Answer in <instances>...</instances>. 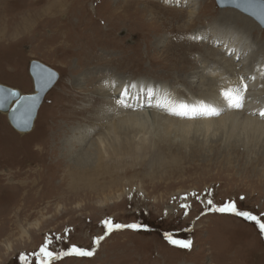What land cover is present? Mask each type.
Instances as JSON below:
<instances>
[{
    "label": "rangeland",
    "instance_id": "1",
    "mask_svg": "<svg viewBox=\"0 0 264 264\" xmlns=\"http://www.w3.org/2000/svg\"><path fill=\"white\" fill-rule=\"evenodd\" d=\"M38 2L0 0V85L22 95L37 94L30 74L32 61L58 74L30 131H17L0 114V264H21L20 254L37 251L48 235L67 240L55 244L56 250L71 245L90 249L94 238L105 234L102 221L106 219L142 227L113 232L92 258L69 256L56 264H264V236L254 222L233 215H202L210 206L190 195L211 192L207 199L214 204L235 201L240 210L264 221V133L253 134L239 124L235 127L233 117L219 122L217 133L182 134L161 129V123L153 124V129L120 125L117 132L148 140L139 149H130L128 155L118 150L122 169L116 170L111 181L107 179L103 191L68 190L64 180L66 172L87 174L89 167L76 168L82 152L90 146L92 152L99 151L98 138H110V127H101L92 130L87 146L78 147L72 141L76 128H90L98 122L96 115L105 108L103 89L108 91L114 79L118 84L126 79L151 84L153 89H176L181 96L177 100L199 101L213 85L207 79L195 88L190 85L201 65V47L206 48L194 36H202L214 24L222 26L216 20H222L226 12L239 14L255 26L244 31L256 53L254 64L264 73V28L259 22L219 7L216 0H202L204 7L198 2L200 20L190 28L187 17L181 16L191 9H182L175 1L64 0L62 15L47 17L37 14L36 9L45 5ZM23 20L30 27L20 32L16 25ZM177 50H181V62L175 65L169 59L173 60ZM183 68L188 71H180ZM242 68L240 65L238 70ZM255 94L249 98L251 104H264V95ZM62 129L65 136L60 139L53 131ZM46 141L57 144L56 153H51L52 147L48 149L50 170L40 162ZM92 163L100 165L98 156ZM38 173L46 177L38 178ZM30 181L37 183L31 191L23 186ZM110 187L114 192L109 193ZM185 194H189L187 201L180 199ZM119 195L122 202L117 203ZM182 203L190 205L187 215ZM167 236L192 240V250L170 245Z\"/></svg>",
    "mask_w": 264,
    "mask_h": 264
},
{
    "label": "bare ground",
    "instance_id": "2",
    "mask_svg": "<svg viewBox=\"0 0 264 264\" xmlns=\"http://www.w3.org/2000/svg\"><path fill=\"white\" fill-rule=\"evenodd\" d=\"M39 1L40 2L38 3H41L42 1L45 2V5L39 8L40 10L36 9V12L37 14L40 13L41 15H43V17L44 16L47 17L48 15H52V14L61 16L62 10L64 9V6H66L64 3V0H39ZM166 1L168 2L175 1L177 5H180L182 7V9H186V10L191 9L190 12L188 13L183 12L184 16H181L182 19L185 18V16L187 17L188 28L192 27L194 22L200 20L199 13H200V10L202 9L201 7H204V3L201 2L202 0L200 1L198 0H165V2ZM198 2H201L200 6L202 5L201 7L199 6L200 7L199 10H198L199 7L197 6ZM35 5L38 6L39 4H35ZM49 5L52 6V8H50ZM225 8L236 10L255 22L253 17H250L247 14H244L243 12L239 11L237 8L229 6V7H224L223 9ZM46 17L45 19L42 20L44 26H46L45 23H47ZM222 20L224 22H222ZM222 20H216V23L219 24L217 21H220L221 22L220 25L222 24V26H219V25L216 26L213 23L214 25H212L209 28L206 27L205 28L206 30L203 31L202 36H206L208 38L207 40H203L204 41L203 44L205 45L206 48L201 47L202 54L199 60L201 65L199 66V70H196L193 73L194 74V76L192 77L193 80L190 81V85L193 86L194 88L197 87V85H203L206 79L209 83V86L211 84L213 86H210V87L208 86L210 88V91L206 92L207 94L205 95L207 96L206 98H203L205 96H202L198 98L199 101H197L196 100L197 98H195V100L191 102H189L191 99L189 101L186 100V102H188L189 104H197V105L201 103L209 105V103L211 102L212 105L215 104V106L221 108L222 110L221 115H224V116L218 119H214L215 117L213 116L202 117L203 118L202 121H195V119H186L188 121H182L181 118L177 120L175 119V116L169 115L167 113V109L174 107L176 102L184 101V100L183 98L177 100L181 96L179 95V92H177L176 89L171 92L166 87L155 88V89H158L159 91L156 97L152 101L154 105L152 107H142V108H138L136 111L123 108L117 105L116 98L120 96L123 85H125L126 83L131 84V81L125 79L122 82H120V84H118L119 80L114 79L111 82V84L115 82V87H111L110 89H108V91L106 90V88L103 89L105 92V94H103V99L105 101V105H104L105 108L98 115H96L97 121L98 122L101 121L100 125L98 124V122H96V124L90 128H85V129L76 128V130L73 129L75 130L74 137H76V139L73 138L72 141H76L78 147H84L85 145L87 146V142L93 133L92 130L96 131L101 127L102 128L105 127L106 129L110 127L108 129L110 138L106 140L102 136L98 138L99 151L92 152L91 151L92 146H90L86 150H84V152H82L81 157L76 162V165H78L76 168L83 169V166H85V167H89L90 169H87L88 171L87 174L81 173L77 170L66 172L68 175H67V178L64 180H66L65 184L68 190L75 189L79 191V190L85 189V190L103 191V189L107 185L105 182L107 183L109 182L107 179L109 178L112 179L113 174L116 172V170L118 171L119 169H122L120 167V162H121L120 160L122 159V157H120L121 155H119L118 150H123L122 152L128 155L130 154V149H133L134 147H138L137 149H139L140 146H143L145 143H147L148 139L144 138L141 140V138H143L141 136L140 137L135 136V138L133 139L129 137L128 134L124 135V134H121L120 132H117L116 127H119L120 125L121 126H124V125L137 126L140 128L153 129L154 128L153 124L161 123L163 125V128L161 129H166V131H177V132H181L182 134L183 133L187 134L190 131H197V132L202 131L203 133L204 132L205 133H211V132L217 133V131L220 129V126H217V124L219 122H223L224 120L230 117H233L234 119L233 125L235 127L237 126V124H239L240 126H242L244 130L250 131L253 134L262 135L264 133V117L259 116V112L264 110V104L262 103V105L255 107L251 104V101H249V98L256 97L255 92H260L264 95L263 68L261 69L259 66L257 65L255 66L254 63L257 58H255L254 55L256 53L255 52H254L255 54L252 53L253 51L250 46L251 43H249L247 32L244 31V30H249L251 28H255V26L250 20L245 19L241 17L239 14H236L233 12L231 13L226 12V14H224V16L222 17ZM24 21L25 20H23L21 24L18 23L17 24L18 26L16 25V30L20 31L21 28H26L30 25ZM60 24H58V27L60 26ZM56 26L57 25H55V27ZM1 38L2 37H0V39ZM57 40H59V38H57ZM213 47H216L217 49H214ZM180 51L181 50H177V54L175 56H172L173 60L169 59L170 61H174L171 63H174L175 65H177L179 62H181L179 59V55H178V52ZM240 65H242L243 68L241 70H238ZM185 68H183L180 71H184V72L188 71ZM241 77H243L244 82L248 84L247 92L244 93V99H245L244 101L246 105L245 107H243V109H240V110L228 109L224 101L221 98V93L225 90H231L235 88L236 86L240 85ZM137 84L145 85L144 82H140ZM145 86L152 87L151 84L150 85L148 84ZM19 92L22 95V92L21 91ZM34 92L36 91L34 90ZM32 94H29V95H32ZM137 94H138V89H132V95L136 96ZM164 94L167 95L168 97L167 99L165 98ZM219 101L221 103H219ZM131 102L133 104L138 103V101H136L135 99H133ZM156 104L162 105L163 107H156L155 106ZM9 105L12 107V105H14V102ZM0 114L6 115L8 121L12 125L9 119V113L0 111ZM33 127H34V122H33ZM155 127H158V125ZM89 130L91 132L90 134H89ZM53 133L56 135V137H59L60 139L62 135L63 137L65 136L64 129H62L61 132L53 131ZM131 140H133L137 144H134L133 142H131ZM56 143H57V140H56ZM56 143H53L52 145H50L51 142L50 144H48V141H46L45 144H42L43 147L40 146L41 148H43L42 153H41L42 155L40 157L41 158L40 162L42 163L41 167H44L47 170H50L48 168L49 164H47V160H46L49 155L48 149L52 147L51 153L52 154L54 152L56 153V149H57ZM124 144H125V147L122 146ZM115 149L117 152L115 151ZM96 156H98V161L100 165H95L94 163H92L95 160ZM51 158L53 159L54 157H51ZM56 161L57 159L55 158V162ZM63 162L64 164L61 163L62 166L63 165L65 166L66 160L63 159ZM91 164L93 165V167H90ZM51 168H53V166ZM59 173H60V169H59ZM55 174H57V172H55ZM37 176L38 178H41V179L46 177L42 173H38ZM38 178H36V181ZM36 181L35 182L30 181L32 182L31 184L27 183V185H23V186L25 188H28L31 191L32 188L37 187ZM108 191L109 193H112L114 192V189L112 190V188L110 187ZM72 193L74 192L72 191ZM93 193H97V192H93ZM112 198L113 197H111V199ZM121 200H122V195H119L116 198V201L117 203H120L122 202ZM166 213L169 214L170 212L168 211Z\"/></svg>",
    "mask_w": 264,
    "mask_h": 264
},
{
    "label": "snow or ice",
    "instance_id": "3",
    "mask_svg": "<svg viewBox=\"0 0 264 264\" xmlns=\"http://www.w3.org/2000/svg\"><path fill=\"white\" fill-rule=\"evenodd\" d=\"M228 3L237 2V0H226ZM240 3L248 5V10L251 11V15L256 17L262 24H264V0H239ZM196 40H207L206 36L196 35L194 36ZM55 73L46 72L41 69L38 75L40 81L39 88L43 91L52 81ZM240 85L236 86L231 90H225L221 93V98L224 101L228 109L240 110L244 107V93L247 92L248 84L244 82V78L241 77ZM112 87H115V82H113ZM132 89H138V94L136 96L132 95ZM158 89H153L145 85H138L136 83L125 84L121 90L120 96L116 98L117 105L136 111L138 108L142 107H152L154 106L152 101L158 93ZM165 98L167 99V95ZM38 96H22L20 93L15 91H8L6 89L0 88V108H5L9 104L15 103V107L11 108L14 119H16V114L20 113L23 119L16 120V126L21 129H26L29 126L31 114L36 107V102L38 101ZM135 99L138 101L137 104H133L131 101ZM156 107H163L162 105L156 104ZM221 108L215 105H206L201 103L189 104L186 101L176 102L174 107L168 108L167 113L182 119H196L201 117L209 116H219L221 115ZM259 116L264 117V110L259 112ZM192 198L200 201L201 203H206L208 207L205 213H217L225 215H233L236 217L243 218L246 221L254 222L262 236H264V221L261 220L255 214L250 212L240 210L235 201H226L222 205L214 204L212 199H207L212 193H205L204 196L196 192H192ZM131 199V196L129 197ZM181 200L187 201L189 199V194H185L180 198ZM243 199V197H241ZM185 209V215H187V209L190 207L187 203H182L180 205ZM104 225L105 234L100 237H96L93 240V246L90 249L80 248L76 245H71L68 249L56 250L53 246L57 243L63 242L67 243L64 237L56 234L53 238L52 235L45 237V242L39 247V249L33 253L20 254L18 257L21 264H56V262L61 261L65 257L75 256L78 258H92L96 255L102 241L109 237L113 232H118L124 229H131L133 231L140 230L141 225L131 224L124 225L114 223L111 219H106L102 221ZM68 235V231L65 230V237ZM169 244L175 246L179 249L191 251L193 247L192 240H181L173 238L172 236H167Z\"/></svg>",
    "mask_w": 264,
    "mask_h": 264
},
{
    "label": "water",
    "instance_id": "4",
    "mask_svg": "<svg viewBox=\"0 0 264 264\" xmlns=\"http://www.w3.org/2000/svg\"><path fill=\"white\" fill-rule=\"evenodd\" d=\"M216 2L218 4V6L221 7V8L229 7V6L237 8L239 11H241V12H243V13H245V14L253 17V18H255L259 22L261 27L264 28V24H262L260 22V20H258L256 17L251 15V11L248 10V5L240 3L239 0H237V2H234V3H228V2H226V0H216ZM41 69L45 70L46 72L55 73V76L53 77L51 83L43 91H41L40 88H39L40 81L38 79V75H39V72H40ZM30 74H31V76H32V78L34 80L35 91L37 93V94H35V96H38L39 99L36 102V107L32 111L29 126L26 129H21V128H18L16 126V120L23 119V116L20 113H17L16 114V119H14L13 113L11 111V108L16 106L15 103H14V105H12V107L10 105H8L5 108H0V111L9 113V119H10V121L12 123V126L17 131H20V132H28V131H30L32 129L33 122L35 121V119L37 117V112H38V109L40 108V106L42 104L43 98L48 93V91L53 88V86L55 85L56 81L58 80L57 72L53 71L51 68H49V67H47V66H45V65H43V64H41V63H39L37 61H32L31 67H30ZM0 88L6 89L8 91H15V92L20 93L19 90L11 89V88L3 86V85H0ZM33 95L34 94H32V95H23V96H33Z\"/></svg>",
    "mask_w": 264,
    "mask_h": 264
}]
</instances>
